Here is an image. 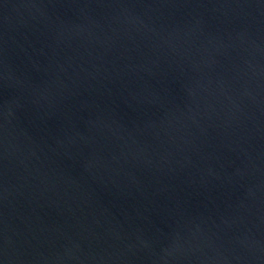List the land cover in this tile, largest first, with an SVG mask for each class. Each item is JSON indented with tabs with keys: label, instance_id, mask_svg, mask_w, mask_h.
Listing matches in <instances>:
<instances>
[{
	"label": "water",
	"instance_id": "obj_1",
	"mask_svg": "<svg viewBox=\"0 0 264 264\" xmlns=\"http://www.w3.org/2000/svg\"><path fill=\"white\" fill-rule=\"evenodd\" d=\"M0 264H264V0H0Z\"/></svg>",
	"mask_w": 264,
	"mask_h": 264
}]
</instances>
